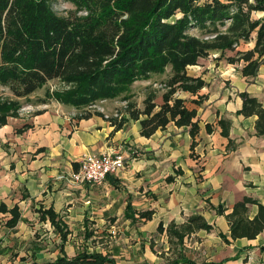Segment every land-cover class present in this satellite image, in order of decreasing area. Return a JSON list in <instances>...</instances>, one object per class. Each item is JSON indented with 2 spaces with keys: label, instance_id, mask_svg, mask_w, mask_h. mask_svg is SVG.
I'll return each mask as SVG.
<instances>
[{
  "label": "crops",
  "instance_id": "obj_1",
  "mask_svg": "<svg viewBox=\"0 0 264 264\" xmlns=\"http://www.w3.org/2000/svg\"><path fill=\"white\" fill-rule=\"evenodd\" d=\"M246 46L252 48L254 41ZM219 55L213 51L199 65L188 66V75L205 81L197 93L174 94L197 110L195 138L190 126L174 122L146 137L140 121L126 113L117 127L102 112L85 116L55 99L24 103L9 116L0 125V264H20L22 258L44 263L82 251L108 254L117 264H165L180 255L193 263L179 264H264V230L253 239H233L226 217L245 197L264 204V135L256 134L257 115L238 114L243 92L264 102V64L257 76L246 77L243 62H224ZM29 97L44 96L35 91ZM221 118L232 122L231 148ZM116 151L130 158L102 184L60 178L79 170L87 154ZM14 206L20 219L11 226ZM220 206L224 214L217 211ZM49 209L69 230L65 243ZM150 210L151 218L141 217ZM257 212L251 204L249 217ZM194 213L213 228L187 235L183 244L170 243L168 225ZM94 239L102 243L95 245Z\"/></svg>",
  "mask_w": 264,
  "mask_h": 264
},
{
  "label": "trees",
  "instance_id": "obj_2",
  "mask_svg": "<svg viewBox=\"0 0 264 264\" xmlns=\"http://www.w3.org/2000/svg\"><path fill=\"white\" fill-rule=\"evenodd\" d=\"M54 1L0 0V87L13 95L0 93V125L18 114L24 104L20 99L58 79L65 87L47 89L37 102L55 99L81 109L86 116L91 113L89 105L122 98L128 101L125 113L140 121L142 135L150 137L174 122L190 126L195 138L200 128L197 110L187 107L185 99L174 97L178 89L197 93L205 85L200 77L188 75V66L213 51H220L219 58L229 63L243 62L246 77L257 76L264 64V14L253 15L264 13V0H65L74 5L67 15L53 8ZM251 41L252 48L239 47ZM167 70L171 88L163 94V103L158 105L155 94H150L144 109L136 108L129 101L134 83ZM241 95L243 106L238 114L257 115L256 134L264 135V102L247 92ZM110 120L119 127L125 118ZM231 123L226 118L219 120L222 135L228 138ZM233 144L229 138V148ZM251 204L258 206L253 218L249 217ZM217 211L224 214L226 209L220 206ZM46 212L65 243L66 225L51 209ZM11 213L8 224L14 226L20 219L18 207L11 208ZM152 214L150 210L140 215L149 219ZM226 217L233 239H253L264 230V204L252 197L236 202ZM212 228L203 215L194 213L181 224L171 222L167 234L170 243L178 245L187 235ZM163 231L160 224L158 232ZM22 261L20 264H117L108 254L87 251L44 263ZM180 262L193 263L180 255L165 264Z\"/></svg>",
  "mask_w": 264,
  "mask_h": 264
},
{
  "label": "rangeland",
  "instance_id": "obj_3",
  "mask_svg": "<svg viewBox=\"0 0 264 264\" xmlns=\"http://www.w3.org/2000/svg\"><path fill=\"white\" fill-rule=\"evenodd\" d=\"M53 8L60 14V15H67L71 9L74 8V5L68 1L65 0H57L54 1L52 4ZM254 17H258V13H253ZM192 33H198L197 30H193ZM243 50H247L246 44L243 47H240ZM233 54V53H232ZM224 62H228L224 58ZM240 63V62H238ZM199 65V62L198 64ZM170 77H171V72L170 70H167L166 73L164 74H159L153 76L150 80H139L136 81L132 87V96L131 99L129 100L130 102L134 103L136 105V108L144 109L145 107V99L148 97L150 94H155V102L160 105L163 103V94L167 91L170 90ZM65 87L63 82H61L58 79H53L47 82L43 86V88H39L36 90L38 93L40 92L42 96H45L46 90L50 89L51 91L56 90V89H61ZM182 90V89H178ZM0 93H4L5 96H13L11 95L10 91L8 88L0 87ZM38 98H33L31 99L30 97L27 98H22L20 101L22 103H27L30 101L36 102ZM127 103L124 99L122 98H117V99H108L103 102L101 100L97 101L96 104L105 107V113L107 112L109 115L114 116L115 113L117 112L119 115L125 114V109L127 107ZM96 109V108H95ZM94 108H91L90 110L95 111ZM112 235H114L112 233ZM93 244H101L102 241L97 243L94 239L92 241ZM85 246H89L84 242ZM81 251V250H80Z\"/></svg>",
  "mask_w": 264,
  "mask_h": 264
},
{
  "label": "built area",
  "instance_id": "obj_4",
  "mask_svg": "<svg viewBox=\"0 0 264 264\" xmlns=\"http://www.w3.org/2000/svg\"><path fill=\"white\" fill-rule=\"evenodd\" d=\"M105 100H101L103 102ZM96 108L95 111L102 112L107 119L117 118L121 120L122 115L117 112L114 116L105 113V107L96 103L88 106V109ZM130 155L124 152H104L103 154L90 153L84 156L80 162V168L69 176L61 175L60 178H67L71 182L82 184H102L110 174L118 173L126 167ZM249 260H254L250 257Z\"/></svg>",
  "mask_w": 264,
  "mask_h": 264
}]
</instances>
